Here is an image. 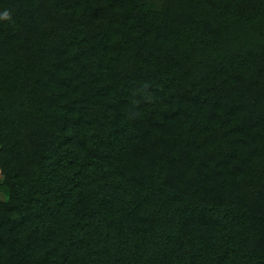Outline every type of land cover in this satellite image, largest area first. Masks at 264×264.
<instances>
[{
	"label": "trees",
	"instance_id": "16d2710c",
	"mask_svg": "<svg viewBox=\"0 0 264 264\" xmlns=\"http://www.w3.org/2000/svg\"><path fill=\"white\" fill-rule=\"evenodd\" d=\"M0 264H264V0H0Z\"/></svg>",
	"mask_w": 264,
	"mask_h": 264
},
{
	"label": "clouds",
	"instance_id": "9594fccd",
	"mask_svg": "<svg viewBox=\"0 0 264 264\" xmlns=\"http://www.w3.org/2000/svg\"><path fill=\"white\" fill-rule=\"evenodd\" d=\"M10 18H11L10 13L7 10L0 12V19H10Z\"/></svg>",
	"mask_w": 264,
	"mask_h": 264
},
{
	"label": "rangeland",
	"instance_id": "374dc122",
	"mask_svg": "<svg viewBox=\"0 0 264 264\" xmlns=\"http://www.w3.org/2000/svg\"><path fill=\"white\" fill-rule=\"evenodd\" d=\"M2 197V195L0 194V198Z\"/></svg>",
	"mask_w": 264,
	"mask_h": 264
}]
</instances>
